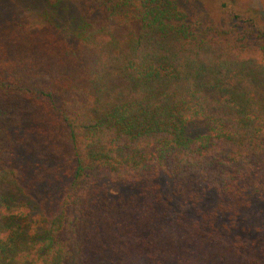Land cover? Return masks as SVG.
<instances>
[{"label":"trees","instance_id":"16d2710c","mask_svg":"<svg viewBox=\"0 0 264 264\" xmlns=\"http://www.w3.org/2000/svg\"><path fill=\"white\" fill-rule=\"evenodd\" d=\"M63 1L0 0V264H264V23Z\"/></svg>","mask_w":264,"mask_h":264},{"label":"rangeland","instance_id":"374dc122","mask_svg":"<svg viewBox=\"0 0 264 264\" xmlns=\"http://www.w3.org/2000/svg\"><path fill=\"white\" fill-rule=\"evenodd\" d=\"M2 1V0H1ZM178 3L183 5L190 14L199 15L204 14L206 17L218 19V11L216 6V0H176ZM40 0H15L14 2H7L3 0L2 7L5 10L15 9L19 7L18 14H26V20L29 21L32 25L36 23L37 20L41 19V25L45 23L42 20V17L34 13V11L39 12L41 9ZM64 9H65V19H76L78 16V0H64ZM233 7L234 11L242 12L244 14H250L254 16L259 23H264V0H232L229 3ZM115 78L112 77V80ZM47 80V75L45 71H37L30 75L29 81L32 83H40ZM201 124L191 125L189 127V132L197 133L201 129ZM255 197V196H254ZM247 213L255 217L256 219L263 218V215H260V211L264 212V204L257 200L253 199L251 207L246 209ZM257 241H264V234H259L256 236Z\"/></svg>","mask_w":264,"mask_h":264}]
</instances>
